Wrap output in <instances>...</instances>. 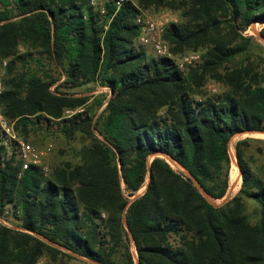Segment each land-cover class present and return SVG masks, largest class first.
Listing matches in <instances>:
<instances>
[{"label":"trees","instance_id":"trees-1","mask_svg":"<svg viewBox=\"0 0 264 264\" xmlns=\"http://www.w3.org/2000/svg\"><path fill=\"white\" fill-rule=\"evenodd\" d=\"M97 1L0 0L2 116L15 131L54 121L68 138L91 137L82 163L52 177L21 171L15 141L4 138L8 155L0 140V216L9 208L20 228L0 224V264L59 252L45 241L97 264H264V181L246 160L251 139L234 144L240 190L215 205L229 187L232 139L264 133V75L243 59L224 68L247 54L244 32L264 25V0ZM161 8L181 10L163 39L173 54L204 49L197 67L185 72L136 44L137 14ZM206 74L226 92L195 101L192 85ZM90 83L110 96L94 124L89 97L70 93ZM245 199L259 207L254 225Z\"/></svg>","mask_w":264,"mask_h":264},{"label":"rangeland","instance_id":"rangeland-1","mask_svg":"<svg viewBox=\"0 0 264 264\" xmlns=\"http://www.w3.org/2000/svg\"><path fill=\"white\" fill-rule=\"evenodd\" d=\"M95 7H99L101 2L94 0ZM141 12L146 13L152 18L159 19L164 18L168 20V23H176L179 21L181 10H172L167 8L161 9H150V10H142ZM264 30V25L255 24L252 25L246 32H244L245 36L253 37L252 43L249 46L247 54L242 57L236 59L235 62L228 63L224 68H232L240 59L246 60V62L253 63L256 69L259 70L264 75V39L260 37V32ZM227 34V30L222 31V35ZM166 42V41H165ZM167 43V42H166ZM236 43V42H234ZM168 45V43H167ZM169 47V45H168ZM20 51H24V48L21 47ZM146 53L150 56L153 55L150 49H145ZM170 51V50H169ZM204 49L191 50L186 49L181 53L172 54L173 59L175 60L177 65L182 64L183 71L187 72L191 67L195 68L199 64H201V56L204 54ZM185 58H189L191 63H186ZM6 67L7 61L0 62V81H4L6 78ZM30 67H34L33 64ZM224 68L220 70V73H224ZM193 93L192 99L195 101H199L201 99L207 97H213L215 95H220L226 92V87L220 81L213 78L210 74H206L201 85H192ZM3 90V83H2ZM70 93H74L77 96H88L89 101L87 103L86 109L89 112V115L92 117L93 124L102 114L107 99L110 97L108 90L103 87H99L97 83H90L86 86H83L78 89H74L70 91ZM70 112L65 111L64 118L71 117L77 113L83 112L84 108H78L76 110H69ZM4 121L7 127L10 128L9 134L3 129L1 122ZM14 123H11L7 119H5L1 114L0 109V140H4L3 145H6V150L8 155L11 154V147L8 146V139L15 141L17 144L18 141H23L30 143L33 147H35L39 151L45 152L41 157V166L46 168L47 172L41 171L47 176L52 177L57 171L62 169H66L68 167H75L82 163L81 153L84 148L91 146V137L83 132L76 131L74 136L68 138L61 132V125L58 122H47L43 121L37 126L29 125L27 131L25 132L22 127H19L18 131L14 130ZM93 133L96 137L101 138L96 130L93 128ZM4 138H7L4 139ZM251 139L250 146L246 149V160L249 163L251 169L255 172V174L260 177L264 181V134H243L239 136H235L230 143V158H231V166L229 172V187L225 197L222 200L216 201L215 205H222L225 202L229 201L233 198L241 186V174L239 172L234 144L241 139ZM1 143V142H0ZM49 148L48 151L46 149ZM16 160L21 161L18 150L15 148ZM172 168L175 170H182L176 164L170 163ZM145 187H143L136 196H139L144 191ZM245 204V215L247 216L248 222L251 225L257 223L259 219V207L258 205L250 199L244 200ZM7 209V208H6ZM3 214L0 216V224L6 225L8 227L14 229L18 228L19 221L15 218L12 211L8 208L7 210L2 212ZM104 217V215H102ZM173 243H176L177 238H172ZM45 241V240H44ZM52 247L58 249L59 252L55 255L45 254L43 255L38 264H97L88 259L75 255L71 252H68L54 244H51L45 241ZM132 252L135 254L134 249Z\"/></svg>","mask_w":264,"mask_h":264},{"label":"built area","instance_id":"built-area-1","mask_svg":"<svg viewBox=\"0 0 264 264\" xmlns=\"http://www.w3.org/2000/svg\"><path fill=\"white\" fill-rule=\"evenodd\" d=\"M126 0H115L117 7H120ZM91 4L95 6L94 0ZM99 11L104 14V7H100ZM135 25L138 27V37L136 39V44L143 47L144 49H150L155 57H166L173 59L169 47L165 40L163 39V34L165 29L170 24L167 19L159 18L155 19L146 13L140 12L134 19ZM186 63H191L189 58H185ZM182 69V64L178 65ZM2 91V82L0 81V93ZM70 112V111H68ZM3 129L9 134L10 128L7 127L4 121L1 122ZM19 157L22 163L21 171L27 170L30 166H37L41 168L44 172H47L46 168L41 166V157L45 152H41L33 147L30 143L18 141L17 146ZM50 147L46 149L49 150ZM46 174V173H45Z\"/></svg>","mask_w":264,"mask_h":264},{"label":"water","instance_id":"water-1","mask_svg":"<svg viewBox=\"0 0 264 264\" xmlns=\"http://www.w3.org/2000/svg\"><path fill=\"white\" fill-rule=\"evenodd\" d=\"M262 134H264V133H262ZM238 169H239V168H238ZM239 172H240V171H239ZM185 173H186L189 177H191L190 174H189L187 171H185ZM192 181H193V183L195 184V186L198 188V190L202 193V195H203L205 198L209 199V198L207 197L206 193L204 192V190L199 186L198 182H197L195 179H193V178H192Z\"/></svg>","mask_w":264,"mask_h":264}]
</instances>
